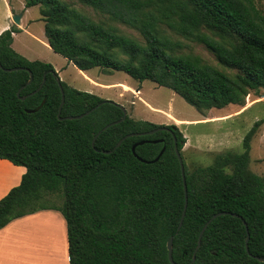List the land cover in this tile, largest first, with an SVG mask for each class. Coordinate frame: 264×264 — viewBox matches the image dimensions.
Instances as JSON below:
<instances>
[{
	"label": "trees",
	"instance_id": "1",
	"mask_svg": "<svg viewBox=\"0 0 264 264\" xmlns=\"http://www.w3.org/2000/svg\"><path fill=\"white\" fill-rule=\"evenodd\" d=\"M77 1L143 39L93 21L63 0H24V8L40 7L50 48L81 71L99 67L153 81L200 112L243 106L251 91L259 95L264 90V13L254 0ZM13 32L16 26L0 33V158L25 172L0 199V228L38 210L55 209L65 219L69 264H172L166 247L170 236L174 263L188 264L204 223L226 211L246 222L248 251L241 219L220 215L204 230L192 264H264L253 257H264V177L248 168L251 139L264 117L245 133L241 152L217 153L211 164L192 170L183 161L187 203L177 231L184 190L174 143L180 154L185 143L178 127L127 115L92 145L97 131L119 120L122 110L116 102L60 80V117L101 104L82 118L59 119L58 74L50 63L17 53L11 47ZM172 35L203 44L233 73L184 52ZM12 67L22 69L4 70ZM44 74L42 87L30 94ZM158 126L172 131L133 135L114 148L125 135ZM141 140L134 154L131 148ZM162 147L157 160H139H153ZM46 193L60 194L61 204L40 203Z\"/></svg>",
	"mask_w": 264,
	"mask_h": 264
},
{
	"label": "rangeland",
	"instance_id": "2",
	"mask_svg": "<svg viewBox=\"0 0 264 264\" xmlns=\"http://www.w3.org/2000/svg\"><path fill=\"white\" fill-rule=\"evenodd\" d=\"M63 1H66L93 21L109 23L121 33L143 41L136 30L122 23L109 20L106 16L101 15L79 1ZM254 1L256 6L264 13V0ZM5 2L13 8L14 13H21V10H25L22 18L23 27L28 25L27 20H30L27 27L30 34H21L15 39L13 49L17 53L28 60L30 58H38L35 60L50 63L56 67L57 70H54L57 74L60 71L58 77L61 81L75 89L90 93L98 92L100 97H108V100L121 104L125 108L127 115L135 120L149 121L162 125H176L185 137L181 155L188 170H192L197 166L211 164L217 153H222L226 150L235 153L241 152L242 138L245 133L255 121L264 117V90H260L259 95L251 91L245 97L244 105L250 103L245 111L239 110L241 105L228 104L223 108H211L200 112L171 89L159 86L150 80L139 82L122 71L95 67L86 71V76L81 70L74 68L72 63L67 64L68 61L64 57L43 46L42 40L46 39L43 22L40 20L38 11L40 9L39 6L24 8V0H0V25L7 21ZM12 15L10 17L11 20ZM172 37L183 44L182 50L184 52H191L212 66L227 73H233V71L220 66L213 53L203 44L182 39L175 35H172ZM90 83L101 89L97 91V88ZM248 168L256 175L264 177V122L258 127L251 139ZM227 171L229 170L227 169ZM61 201L62 197L60 194L46 193L40 203L59 205ZM37 212L39 213L40 211ZM34 214L37 213L35 212ZM38 217L32 216V218H29L32 219L30 220L31 222H26L28 219L19 227L21 238H23L26 246V258L28 259L26 264H32L31 258L36 261L35 264H38L34 251L35 240L38 243L40 241L47 243L45 248H42L44 253L48 251L47 256L43 253L45 264H60L57 259L54 260L52 244L51 246L48 245L52 243V239H48L46 234L43 233L55 228L54 220L49 216H44L45 218ZM46 219L50 222L46 223V225L41 223L40 226L43 229L39 230L37 227L38 222ZM33 225L34 229L32 228Z\"/></svg>",
	"mask_w": 264,
	"mask_h": 264
},
{
	"label": "crops",
	"instance_id": "3",
	"mask_svg": "<svg viewBox=\"0 0 264 264\" xmlns=\"http://www.w3.org/2000/svg\"><path fill=\"white\" fill-rule=\"evenodd\" d=\"M5 12L7 16V21L3 22L0 25V33L4 31L5 29H9L11 26H16L18 29V32H13L12 35V42L11 47L14 48V42L17 36L21 34H30L27 30V27L30 23V20L28 19V25L24 26L22 25V18L24 16L25 10H21V17H20V23L18 25H15L13 21L11 20V15L14 14L13 8H11L8 4L5 2ZM46 39V37H45ZM43 46L46 47L48 50H52L50 46L47 43V40H42ZM24 55V54H23ZM38 59V58H35ZM34 58H30L29 60H35ZM71 62H68L67 64H70ZM53 66V65H52ZM72 66L76 68L73 64ZM55 70L56 67L53 66ZM63 69V68H62ZM88 71V70H87ZM81 72V71H80ZM84 75L87 76L85 73L86 71H82ZM58 74H60V71H58ZM91 84V83H90ZM93 87L97 88L96 90L99 91L101 88L91 84ZM94 94L100 96L98 92H94ZM103 98H108L104 97ZM250 103L240 106V111H245ZM255 104V103H254ZM25 168L20 165H14L12 162H10L7 159H1L0 158V199L5 196L8 191L19 184L22 174H24ZM39 213L36 211L37 214H34L35 212L31 213L34 215H24L18 218H15L11 220L8 224H6L4 227L0 228V264H26L27 258H26V246L24 244L23 238H21L20 235V225L28 220L29 218H32V216H39L38 218H45L44 216H49L50 218H53L55 228L51 229L50 231H44L46 234V237L48 239H52V243L48 244L51 246L52 249H54V260H58L60 264H69L68 263V248H67V233H66V223L65 219L62 216V214L55 209H42L38 210ZM48 217V218H49ZM35 218V217H34ZM29 219L26 222H31ZM27 223V224H28ZM34 229V225L32 226ZM40 230V229H39ZM23 241V246H22ZM43 241H40L38 245L40 248H45L47 243ZM33 255V254H32ZM34 257V256H32ZM31 263L35 264L36 261L31 258Z\"/></svg>",
	"mask_w": 264,
	"mask_h": 264
},
{
	"label": "water",
	"instance_id": "4",
	"mask_svg": "<svg viewBox=\"0 0 264 264\" xmlns=\"http://www.w3.org/2000/svg\"><path fill=\"white\" fill-rule=\"evenodd\" d=\"M20 17H21V13H14L12 15V21L15 25H18L20 23ZM1 66V65H0ZM22 67H12V68H4L5 71H15V70H21ZM32 80V74L29 72V79L27 81V83H30ZM45 81V74L43 75L42 77V80H41V83L40 85L38 86L37 89H35V91H33L32 93L30 94H33L35 92H37L43 85ZM56 81H57V84L59 86V89H60V92H61V101H60V105H59V108H58V112H57V117L59 119H68V120H73V119H79V118H82L83 116L89 114L91 111H93L95 108H97L101 103H99L98 105H96L95 107L91 108L90 110L82 113V114H79V115H70V116H65V117H60V110H61V106L63 104V101H64V95H63V88H62V85L60 84V79L59 78H56ZM19 91L17 92V95H18ZM21 99H24V97H21ZM111 101V100H109ZM113 102V101H112ZM116 105L122 110V117L119 119V120H116V121H113V122H110L106 125H104L99 131H97V133L94 135L93 139H92V142L91 144L94 145V142H95V139L97 138V136L102 132L104 131L105 129H107L108 127L114 125V124H117L119 122H121L122 120L125 119V117L127 116V112L125 110V108L121 105V104H118L116 103ZM161 130H165V131H169L171 132L172 130L165 127V126H158L152 130H149V131H145V132H140V133H129L127 135H125L124 137H122L121 139H119V141L116 143L115 147H118L121 142L127 138V137H130V136H133V135H149V134H153L157 131H161ZM159 141H161V139H159ZM151 142L155 143L157 142V140H152ZM143 143V140L139 141V142H136L133 146H132V152L135 154V146L137 144H142ZM164 150V147H162V149L160 150V152L158 153V155L151 161H147V160H144L142 158H139V160L143 161V162H153L155 160L158 159V157L161 155V153L163 152ZM174 150H175V154H176V157L178 159V163H179V167H180V170H181V175H182V179H183V190H184V209L182 211V215H181V218H180V222L178 224V227H177V231L179 230L180 226H181V223H182V220H183V217H184V213H185V208H186V203H187V194H186V184H185V179H184V163H183V159H182V156L180 154V151L177 149L176 147V144L174 143ZM110 151H106V153H109ZM220 215H231L233 217H237L239 219H241L242 223H243V226L246 230V237H245V248H246V251H248V247H247V244H248V240H249V232H248V228H247V224L246 222L242 219V217L236 213H231V212H226V211H220V212H216L214 213L213 215H211V217L204 223V225L202 226L200 232H199V235H198V238H197V244H196V247L194 249V253H193V256H192V259L190 261V263L188 264H192L194 259H195V252L196 250L198 249V247L200 246V240H201V237H202V234L204 232V230L206 229V227L208 226V224L214 219L216 218L217 216H220ZM172 239L173 237L170 236L167 240V243H166V247H167V255H168V260L170 263L172 264H176L174 263L173 261V258H172ZM255 257L257 260L259 261H264V257H259V256H253Z\"/></svg>",
	"mask_w": 264,
	"mask_h": 264
},
{
	"label": "bare ground",
	"instance_id": "5",
	"mask_svg": "<svg viewBox=\"0 0 264 264\" xmlns=\"http://www.w3.org/2000/svg\"><path fill=\"white\" fill-rule=\"evenodd\" d=\"M48 222H50V221L47 220V219L46 220H42L41 222H38V225H37L38 229H40V230L43 229L40 226L41 223H43L44 225H46V223H48ZM41 235H44V234H41ZM34 251H35L36 260H38V264H45V261H43V253L44 252L42 251V248H40V246L38 245V242L36 240L34 241ZM44 255L47 256L48 255V251H45ZM46 262L48 263L47 258H46Z\"/></svg>",
	"mask_w": 264,
	"mask_h": 264
}]
</instances>
